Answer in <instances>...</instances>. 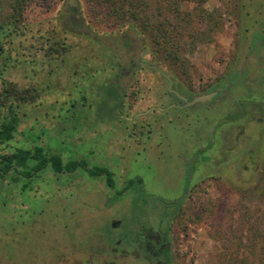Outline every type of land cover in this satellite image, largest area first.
<instances>
[{
	"label": "rangeland",
	"instance_id": "374dc122",
	"mask_svg": "<svg viewBox=\"0 0 264 264\" xmlns=\"http://www.w3.org/2000/svg\"><path fill=\"white\" fill-rule=\"evenodd\" d=\"M66 3L77 9L75 25L62 17L66 16ZM203 8V18L192 17L191 25L182 28L184 41L192 44L191 36L201 37L207 31L204 17H215L220 25L211 32V42L198 41L193 51L189 48L184 66L165 58L152 33L141 23L129 17L110 20L108 11L93 0H51L27 7L17 22L22 26L18 38L14 44H6L5 52L0 50V121L12 110L20 118L14 138L0 142V155L41 147L44 153L61 155L64 162L85 161L88 169L103 170L98 173L101 175L91 176L88 171L91 186L84 191L83 186L77 188V180L76 185L69 182L73 178L82 180L86 173L83 166H78L69 180L57 177L59 181L54 183L58 188L54 189L49 167L27 181L22 199L18 197L19 185L15 186L17 190H9L11 177L0 179V263L26 264L30 260L29 264H58L62 258L54 252L58 246L69 261L86 230H91L92 243L100 239L97 244L105 247L111 244L112 234L122 236L132 227L133 216L145 215L137 208L139 201H158L160 216L165 207L161 197L151 198L141 191L165 194L166 200L177 197L178 192L169 191L173 189L172 180L180 174L175 163L182 170L176 156L183 149L189 156L199 142L204 148L200 173L204 195L196 220L200 224L196 227L192 223L193 241L182 245L181 252L186 254L190 249L192 264H240L234 262L236 252L248 264H261L262 242L257 240L256 250L250 252L247 247L252 234L247 228L248 211L254 215L264 212V195L258 193L264 180V142L259 164L249 158L247 149L224 151L235 147L229 133L235 134L238 128L224 119L230 112L234 116L233 110L238 111L236 102L246 90L244 71L228 90L235 100L216 99L194 105L182 101V106L171 108L169 104L176 99L169 97L168 78L178 81L181 88L187 85L195 94H205L242 68L260 43L253 42L264 39V0H207ZM185 9L192 11L193 4ZM0 18L9 20L7 14ZM41 33L43 39L39 40ZM50 43L54 44L52 50ZM258 51L245 72L253 80L252 99L264 102V80L259 83L264 69L258 65L260 61L264 65V45ZM137 55L148 66L133 71ZM171 88L177 89L173 84ZM247 124L255 143L260 126ZM152 130L156 134L149 136ZM196 131L201 134L193 135ZM162 132H166V138ZM160 141L161 154L152 146ZM168 143L173 145L170 154L164 149ZM29 163L32 166L37 161ZM107 173L119 178L115 185L119 193L126 186L133 193L128 192L118 209L108 208L104 215L99 198ZM45 176L49 182L41 181ZM122 180L126 182L121 188ZM185 183L183 177L175 190ZM78 195L90 197L91 208L82 209L76 200ZM135 195L140 197L133 198ZM11 196H15L14 204ZM21 202L30 207L19 208ZM114 216L123 220L118 230L110 225ZM146 222L142 220L147 227Z\"/></svg>",
	"mask_w": 264,
	"mask_h": 264
},
{
	"label": "flooded vegetation",
	"instance_id": "af4514ba",
	"mask_svg": "<svg viewBox=\"0 0 264 264\" xmlns=\"http://www.w3.org/2000/svg\"><path fill=\"white\" fill-rule=\"evenodd\" d=\"M67 4V3H66ZM66 16L65 21H68L69 24L75 25L77 21V9L74 6V4L68 3L67 8L64 9ZM249 32V31H248ZM261 32L264 34V28L261 30ZM41 37L39 39H43V33L40 34ZM260 42V46L264 45V39H256V42L254 45ZM133 43V42H132ZM43 45V41H40V46ZM54 45V44H53ZM251 46V41H250ZM259 46V47H260ZM48 48V47H47ZM252 49V48H251ZM250 49V53H251ZM259 49V48H258ZM253 52V51H252ZM249 54V53H248ZM247 54V55H248ZM42 55L41 60L44 58V55ZM246 55V56H247ZM259 55V51L257 50L250 58L251 61L254 58H257ZM249 60L244 65L245 68H241L238 71L237 77L235 80L229 81L227 84V87L225 89L218 88L217 90L210 91L211 92H217V95L214 96V98L210 101L205 102H212L216 99H221L223 101H233L234 96L229 94L228 90L232 87V85L235 84L237 78H239L240 74L244 71L245 74V85L246 90L243 96L241 97L238 102H236V106H238V111H234V114L237 116L231 117L232 112L229 113L224 119V122L226 120L227 124H230L234 126L235 124L238 128V131L233 132L230 131L229 135L233 137V142L235 144V147L229 148L226 147L224 149L225 152H228L227 150H237V149H247L250 153V159L253 160L256 164H259L261 162L260 155L262 151V143L264 142V102L260 99H252V96L254 97L255 94L251 92V87L253 85V80L251 75L249 73L246 74L245 70L247 69V66L250 64ZM133 71L136 69H139V67H147V63H145L138 55L134 56L133 64H132ZM259 68L264 69L263 62H258ZM243 66V67H244ZM154 69V68H153ZM243 70V71H242ZM252 73V71H250ZM166 76V75H165ZM168 78V76H166ZM264 80L263 78L260 79L259 83H262ZM169 81V97H174L176 99V102H172L169 104L168 107H179L182 106V99H177L176 92H180L183 97H186L188 101H192L194 98H196L198 95L202 94H195L193 89L191 87H188L187 85L185 88H181L178 83V81L172 82L170 78H168ZM220 83V82H219ZM217 83L216 85H218ZM175 85L177 89L171 88V85ZM179 87V88H178ZM206 94V93H205ZM255 98V97H254ZM254 100V101H253ZM185 102V101H184ZM261 113L259 116H255L257 114L256 112ZM233 116V115H232ZM242 120H245L244 124H239ZM247 121L252 123L254 126H260V130L258 132V139L257 143H252L255 138L252 139V135L248 132V124ZM200 132L196 131L193 133V135H198ZM150 134L155 135L156 131L152 130L149 131ZM160 134V133H159ZM163 138H166V132H162ZM201 134V133H200ZM221 137V135H220ZM253 140V141H252ZM223 141V137H222ZM196 143V142H195ZM259 143V144H258ZM162 142L153 143L152 146L158 149V151L162 152ZM167 142H165L166 146ZM173 145L171 143H168V147H165L164 149L170 154L172 151ZM210 146L208 145L206 149H209ZM184 150V149H183ZM181 150L177 154V160L182 164V170H180V167L177 163H175L177 169L180 171L179 175H176V178L172 180V187L173 189H170L169 191H174V193H179L177 197H173L172 200H166L165 194L158 195L154 191H147L146 189H143L141 191L145 195L148 194V197L156 198L161 197V202L164 204V211L159 216V202L156 201L153 204L151 202L149 203H143L139 201L136 205L137 208L141 209L145 215L133 216L132 217V227L129 230H126L122 236L120 234H112L113 239L111 240V244H107L105 247H101V245H98L96 241L99 242L100 239H97L95 242H91V230H86L84 232L83 240H76L78 241V248L74 249L71 254L72 256L64 258L63 251L58 246L54 249V252L56 255L62 257L60 259V262L58 264H192L190 262V253L192 252L188 251V253L181 252L180 247L184 244L191 243L193 239L191 237H194L193 233H191V227L192 223L196 225V227L200 224L198 223L197 214L199 210L202 209V198H203V184L204 180L202 177L201 171H202V165L204 161V148L196 143L194 148H192L190 151L189 156L185 154V152ZM233 152V151H231ZM172 159V158H171ZM173 160V159H172ZM64 161V160H63ZM50 167V164L45 169H48ZM51 168V167H50ZM44 169V170H45ZM84 169V168H83ZM52 170V168H51ZM86 173L82 176V180L79 178H73L71 179L72 173L74 172H62V173H55L53 170V174L50 175L51 179L53 180V184L50 186L54 189L55 187L58 188L56 183L54 181H59L60 175L63 177H68L69 182H74L77 180V188L80 186H83V190H89L91 186V179L88 178V171L84 169ZM43 171V170H41ZM40 171V172H41ZM182 171V173H181ZM90 173V172H89ZM33 174L29 176L28 174H22V175H5L4 177H0V179H6L7 177H11L12 180H10L8 187L9 190H17L18 188L15 187L19 185V199H22V194L27 191L28 183L30 179L34 178ZM92 174L90 173V176ZM101 175V174H98ZM103 175V174H102ZM47 176L44 178H41L42 182H49L50 179H46ZM70 177V178H69ZM77 177V176H76ZM113 174H106V177L102 180L104 183V188L102 189V192L100 194L101 201L100 207L103 210H105V214L107 212V209L116 210L118 209L119 202H122L125 197H127L129 194L128 192L133 193V190H130L128 186L126 188H123L122 192L115 189V185H117V180L119 178H115ZM185 177V181L187 180V183L176 189V185L179 182H182V178ZM87 179V180H86ZM7 182L6 180H4ZM83 181V182H81ZM125 180L121 181V188L123 187V184L125 183ZM82 183V185L80 184ZM65 186V184L63 185ZM168 186L171 188V183H168ZM72 188V186H70ZM17 188V189H16ZM69 188V186L65 187ZM125 193V194H124ZM136 194L138 192L135 191ZM85 194V193H84ZM143 195V196H145ZM15 196H11L12 203L14 204L13 200ZM99 197V196H98ZM97 197V198H98ZM134 197H140V196H133ZM88 198V199H87ZM86 195L83 197L81 195H78L76 197V200L83 208H91L89 206L90 197H87ZM126 199V198H125ZM152 204V205H150ZM25 209L29 208L30 206L26 203H22L19 205V208ZM135 208V205L133 206ZM101 211V216H103ZM144 219V222L148 223L147 227L145 224L142 223V220ZM142 223V224H141ZM110 225H112L113 229H120L123 226V220L119 216L111 217L110 219ZM146 227V228H145ZM140 233V234H139ZM89 238L86 240V238ZM184 237V238H183ZM91 239V240H90ZM93 241V240H92ZM191 248V247H189ZM77 254V255H74ZM74 256V257H73ZM30 260L26 263L29 264ZM2 264V263H0ZM24 264V263H23Z\"/></svg>",
	"mask_w": 264,
	"mask_h": 264
},
{
	"label": "trees",
	"instance_id": "16d2710c",
	"mask_svg": "<svg viewBox=\"0 0 264 264\" xmlns=\"http://www.w3.org/2000/svg\"><path fill=\"white\" fill-rule=\"evenodd\" d=\"M206 1L207 0H93V4L95 3L96 5L104 7L108 11L110 20L118 18L125 20L126 17H129L134 23H141L149 33H152L153 41L165 58L168 57L175 63L186 66L187 60L185 54L190 50L189 48L191 47L193 51L192 48H195L198 41L211 42V32L215 31L220 25L219 22L215 20V17H204V19L208 21L207 31H205L201 37L196 35L191 36L193 38L192 44L184 41L182 28L191 25L192 17H202L204 15L205 8H203V6ZM50 2L51 0H0V17L4 14H7L9 17V20H7V18H0V50L5 52L6 44H14L16 38H18L22 26L18 25L17 22H20L21 17H24L28 6L33 3L46 4ZM190 3L193 4V10L187 11L185 8ZM8 9L11 10L10 13H5ZM19 26L20 30L18 29ZM255 42L256 40L254 43ZM49 48L52 50L54 45L50 43ZM237 74L238 71L231 73L227 79L215 85L208 92L217 90L218 88L225 89L228 85L227 83L235 80ZM234 116L237 115L234 114ZM234 116L231 115V117ZM19 122L20 118L13 110L0 121L1 143L8 142L14 138L18 131ZM33 160H36L37 163L31 166L29 162ZM49 164L55 173L73 172L78 166H83L84 169L95 175L101 173L103 170L97 169V171H92L87 168L85 161L70 160L64 162L61 155L57 153L47 154L43 152V148L36 147L35 149H18L0 155V177L8 175L10 172H12V176L22 174L31 176L44 170ZM258 193L264 195V180L263 184L258 188ZM248 213H250L248 216L250 221L248 222L249 227L247 229L250 230L249 232L252 234V239L248 243L247 248L252 252L257 246V240L262 242L260 247L262 252L260 261L262 264L264 261V212L260 215L251 214L250 211H248ZM236 255L237 256L234 258L235 263L248 264L246 260L242 261L238 258V252H236Z\"/></svg>",
	"mask_w": 264,
	"mask_h": 264
},
{
	"label": "water",
	"instance_id": "95a60500",
	"mask_svg": "<svg viewBox=\"0 0 264 264\" xmlns=\"http://www.w3.org/2000/svg\"><path fill=\"white\" fill-rule=\"evenodd\" d=\"M260 46V43H258L256 45V47L254 48L253 52L249 55L248 59L246 60V62L249 60V58L258 50ZM155 68V67H154ZM243 68V67H242ZM175 93H177V95L184 101H187L189 105H194L197 104L199 102H205V101H210L214 98V96L217 95V92H211V93H206V94H202V95H198L196 98H194L192 101H188L186 97H183L182 95H180L178 92L174 91Z\"/></svg>",
	"mask_w": 264,
	"mask_h": 264
}]
</instances>
